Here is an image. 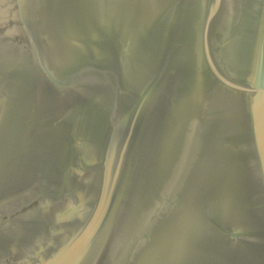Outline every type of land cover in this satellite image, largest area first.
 <instances>
[{
  "label": "water",
  "instance_id": "1",
  "mask_svg": "<svg viewBox=\"0 0 264 264\" xmlns=\"http://www.w3.org/2000/svg\"><path fill=\"white\" fill-rule=\"evenodd\" d=\"M0 264H264V0H0Z\"/></svg>",
  "mask_w": 264,
  "mask_h": 264
}]
</instances>
